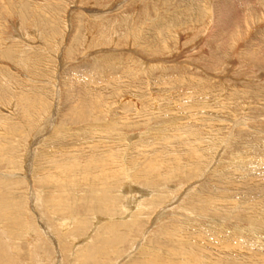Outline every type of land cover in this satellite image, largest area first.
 Here are the masks:
<instances>
[{"label":"rangeland","instance_id":"rangeland-1","mask_svg":"<svg viewBox=\"0 0 264 264\" xmlns=\"http://www.w3.org/2000/svg\"><path fill=\"white\" fill-rule=\"evenodd\" d=\"M257 212L264 0H0V264H261Z\"/></svg>","mask_w":264,"mask_h":264},{"label":"bare ground","instance_id":"bare-ground-1","mask_svg":"<svg viewBox=\"0 0 264 264\" xmlns=\"http://www.w3.org/2000/svg\"><path fill=\"white\" fill-rule=\"evenodd\" d=\"M88 102V101H87ZM81 106V105H80ZM81 108V107H80ZM85 109V108H84ZM81 109H79V111H80ZM79 113V112H78ZM87 114V113H86ZM112 160V159H111ZM113 161V160H112ZM103 164V163H102ZM27 167V166H26ZM101 167V166H100ZM71 171H72V169H71ZM107 178V176H104V179H103V182L105 181V179ZM102 178H103V175H102ZM150 179V178H149ZM97 180H99V179H97ZM96 182V181H95ZM98 183V182H97ZM109 184V183H108ZM93 185V184H92ZM94 188V187H93ZM106 188V187H105ZM106 190H108L107 188H106ZM91 191V190H90ZM94 191V190H93ZM90 193H93V192H90ZM94 196V195H93ZM99 198V197H98ZM246 198V197H245ZM238 206V205H237ZM258 206V205H257ZM139 207V206H138ZM240 207H242V206H240ZM248 207V206H247ZM252 207V206H251ZM250 208V206L248 207V209ZM255 208H256V206H255ZM254 208V209H255ZM259 208V207H258ZM128 209V208H127ZM253 209V210H254ZM248 212V211H247ZM246 212V213H247ZM255 213V212H254ZM221 214H223V212H221ZM237 214V213H236ZM248 214V213H247ZM136 216V215H135ZM134 216V217H135ZM245 216H247V215H245ZM250 215H248V217H249ZM238 217V216H237ZM236 217V218H237ZM244 217V216H243ZM242 217V218H243ZM251 218L250 219H246V220H248L249 222H251V224H253V226H260L259 228L260 229H262V232L264 233V212H257L256 214H251V216H250ZM136 219V218H135ZM234 219V218H233ZM241 221H243L244 219H241V217L239 218ZM250 220H253V221H250ZM135 221V220H134ZM134 224H135V222H133ZM133 225V224H132ZM130 226V225H129ZM256 227H255V229H256ZM247 228V227H246ZM249 229V228H248ZM252 229H254V228H252ZM257 230V229H256ZM230 231V230H229ZM228 231V232H229ZM254 231V230H253ZM232 232V233H231ZM231 234H233V232L234 231H232L231 230ZM229 233V234H230ZM237 234L236 235H238V233L239 232H236ZM216 235V234H215ZM235 234H234V236L233 235H224L225 237H226V239H231V238H233V244L235 245V243H236V241H235V236H236ZM223 236V237H224ZM214 237V236H213ZM220 237V236H219ZM219 237H218V241H217V244H215V243H213L212 245H207L209 248H210V246H213V247H215V248H219L218 250H220V248H222L223 250L224 249H230V248H232L231 246H229V245H221V246H218V244H219V242H221V240L222 239H219ZM238 237V236H237ZM216 238V237H215ZM222 238V237H221ZM214 239V238H213ZM264 239V238H263ZM231 241H232V239H231ZM202 243V242H201ZM209 243V242H208ZM262 243V242H261ZM239 243L237 242L236 243V245H235V247L234 248H238V249H241L242 247L240 246V245H238ZM195 245V244H194ZM194 245H189L188 247H186V248H184L183 246H179V249H175V252L176 253H173L172 252V254H170V251H169V254L171 255V257L172 258H174V256H176V257H179L178 258V260H177V262L176 263H174L175 261L174 260H172V261H170V259H168V257H169V255H168V257H162L161 255H159V254H149V257H148V259L146 260V261H144V262H142V263H140V264H162V263H167V262H169V264H251L253 261L251 260V256L249 257V259H241V261H239V262H237V258H230V257H227L226 259H224V260H226V261H223L222 262V260L220 261V259H218V258H215L214 260H212L211 258H208V257H206V256H209V255H206L207 254V251H206V245H203V244H198V245H195L196 246V248L194 247ZM218 246V247H217ZM239 246H240V248H239ZM262 247L264 248V241H263V244H262ZM177 248H178V246H177ZM237 249V250H238ZM208 250V249H207ZM215 250V249H214ZM217 250V251H218ZM231 250H233V249H231ZM235 250V249H234ZM247 250H249L248 248H247ZM246 250V251H247ZM209 251H210V249H209ZM243 251V250H242ZM206 253L204 256H202L201 257V254L202 253ZM219 252V251H218ZM245 252V251H244ZM215 255H216V253H215ZM214 255V256H215ZM218 255V254H217ZM231 256V255H230ZM7 257V256H6ZM175 257V258H176ZM216 257V256H215ZM264 257V256H263ZM261 258V257H260ZM4 259H5V257H4ZM206 259V260H205ZM217 259V260H216ZM3 260V259H2ZM1 260V261H2ZM8 260V259H7ZM205 260V261H204ZM174 261V262H173ZM3 262H5V261H3ZM261 264H264V261H262L261 260V262H260ZM253 264V263H252Z\"/></svg>","mask_w":264,"mask_h":264}]
</instances>
